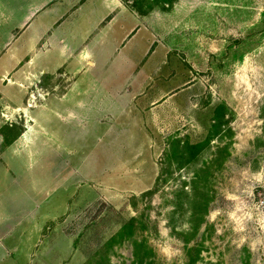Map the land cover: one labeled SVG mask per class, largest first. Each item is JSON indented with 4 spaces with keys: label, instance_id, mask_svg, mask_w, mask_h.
Returning <instances> with one entry per match:
<instances>
[{
    "label": "rangeland",
    "instance_id": "obj_1",
    "mask_svg": "<svg viewBox=\"0 0 264 264\" xmlns=\"http://www.w3.org/2000/svg\"><path fill=\"white\" fill-rule=\"evenodd\" d=\"M43 1L0 0V264H264V0H114L78 73Z\"/></svg>",
    "mask_w": 264,
    "mask_h": 264
},
{
    "label": "crops",
    "instance_id": "obj_2",
    "mask_svg": "<svg viewBox=\"0 0 264 264\" xmlns=\"http://www.w3.org/2000/svg\"><path fill=\"white\" fill-rule=\"evenodd\" d=\"M82 1L84 0H44L36 12H45L49 14L52 10L55 11L54 7L57 4L69 3L71 7H73V3H81ZM69 8L70 5L65 6L66 10H70ZM79 11H82V16H79V18L76 17L74 19H77L76 21H64L63 23H58L56 26L57 22L61 19L59 15L60 12H58L59 14L55 15L54 21L50 23L51 26L44 32V34H48V37L44 40L43 44L48 53L56 50L58 46L61 50V57L64 60L63 67L67 65L76 66L78 68V71H76L77 73L80 70H84L85 66H88V64H92L90 65L91 67L95 66L97 52L95 54L94 51L97 50L99 46L96 44L101 43L100 45L109 46L111 45L109 42H112V48L118 49L123 46L125 42L130 41L129 37L131 33L135 31L136 27L140 24V22L138 25L132 22L130 19V12L123 7L120 1L103 0L100 2V0H86L83 6H80ZM36 12L28 17L27 20L34 17ZM109 17H111L110 20L104 24L105 20ZM84 21H87L84 25L89 23L90 28L87 30V33L83 35L81 44H77L75 47L71 42L76 39L74 35L77 29H81ZM93 55L95 61L93 60ZM60 67L62 66H59V68ZM76 85L77 82L74 87ZM87 92L89 91L86 90L84 93ZM27 135H29V133ZM9 211L10 208H5L4 205H0V225L4 224V221L7 222L8 219L10 220V217H8ZM3 241L4 240L0 238V243Z\"/></svg>",
    "mask_w": 264,
    "mask_h": 264
},
{
    "label": "trees",
    "instance_id": "obj_3",
    "mask_svg": "<svg viewBox=\"0 0 264 264\" xmlns=\"http://www.w3.org/2000/svg\"><path fill=\"white\" fill-rule=\"evenodd\" d=\"M190 148H195L194 146H191ZM177 207V206H176ZM190 264H193V262H191Z\"/></svg>",
    "mask_w": 264,
    "mask_h": 264
}]
</instances>
